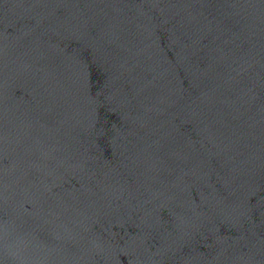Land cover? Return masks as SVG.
<instances>
[{
	"label": "water",
	"instance_id": "1",
	"mask_svg": "<svg viewBox=\"0 0 264 264\" xmlns=\"http://www.w3.org/2000/svg\"><path fill=\"white\" fill-rule=\"evenodd\" d=\"M0 264H264V0H0Z\"/></svg>",
	"mask_w": 264,
	"mask_h": 264
}]
</instances>
